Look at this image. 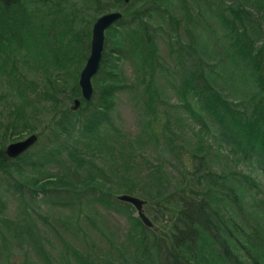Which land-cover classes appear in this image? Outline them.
<instances>
[{
    "label": "rangeland",
    "instance_id": "obj_1",
    "mask_svg": "<svg viewBox=\"0 0 264 264\" xmlns=\"http://www.w3.org/2000/svg\"><path fill=\"white\" fill-rule=\"evenodd\" d=\"M218 1L186 0L190 5L188 8L183 1L175 0L169 12L178 25L170 22L165 12H156L151 19L156 58L151 63L145 56H148L147 46L140 63H136L131 55L127 59L122 56L118 77L113 82L117 87L109 108L102 112L97 133L85 136L75 129L68 139L47 146L56 114L59 116L70 110L73 101L78 99L81 102L78 110L71 112L74 117H79L83 103L99 99L96 95L85 102L78 80L89 55L85 46L90 45L92 25L102 14L94 17L83 7L81 0H27L28 10H38V13L32 19L27 16L23 23L26 29L20 32L17 43L24 36L37 37L39 33L34 32L35 26L48 27L50 23L57 25L55 32L75 28L77 39L82 43L75 52V60L65 63L63 78L70 83L67 84L69 89L53 91L54 98L48 101L51 93L31 94V100L38 102L35 107L41 115H33L28 121L31 129L10 134L12 141L4 146L23 141L32 134L38 137L28 151L34 164L30 166L15 158L14 164L16 167L22 165L23 174L8 178L11 180L0 179V264L25 261L64 264L63 259H67V264H183L179 257L171 261L163 251L174 239V224L180 212L173 197H177L176 191L182 189L193 194L199 190L200 198L196 200L200 201L205 194L203 180L199 178L203 175L219 176L222 188V184L232 183L234 177L250 176L258 187L247 191L245 198L256 200L264 209L263 169L255 163L238 161L229 154L226 145L219 148L213 138L215 125L212 120L195 107L190 97L185 105L176 91L183 76L195 70L196 64L205 66L201 62L207 61L209 55L200 57L199 36L207 41L211 56H223L228 46L225 35L228 31L215 12L231 3H239L257 16L255 0H224V7H218ZM110 3L114 1L109 0ZM43 5L49 8L43 9ZM57 8L61 12L52 13ZM112 11L122 13L120 8L109 12ZM194 23L195 30L191 29ZM171 28H175V32ZM262 42L263 39H259L257 45ZM25 43L24 38L22 45ZM82 44L85 45L83 50ZM153 48L149 46L150 51ZM32 52L24 46L16 52V57L20 62L27 61L21 63L24 66L21 70L29 79L35 80L37 91H47L51 85L53 89L55 84L66 86L56 76L58 73L52 65L34 60L37 57ZM190 52H197L199 56ZM192 65H195L194 69ZM44 146L46 149L56 147L58 152L52 159L37 157ZM28 159L26 157L25 161L30 162ZM16 180L20 192L12 188ZM156 181L162 185L156 189H163L159 198L148 193L154 190L150 186ZM123 194L144 201L143 213L151 227H142L132 221L138 219L136 210L118 199ZM218 207L220 211L222 204ZM242 210L238 212L243 221L252 222L248 216L250 208L242 205ZM224 211V217L231 216V211ZM253 222L264 226V219ZM198 254L200 259L206 258L201 259L200 264H223L216 257H208L199 251ZM44 255L46 262L40 261Z\"/></svg>",
    "mask_w": 264,
    "mask_h": 264
},
{
    "label": "trees",
    "instance_id": "obj_2",
    "mask_svg": "<svg viewBox=\"0 0 264 264\" xmlns=\"http://www.w3.org/2000/svg\"><path fill=\"white\" fill-rule=\"evenodd\" d=\"M44 1L46 2L42 0ZM81 1L83 7L90 10L94 17L116 8L122 10L123 16L106 32L101 65L92 79L91 100L96 95H99V99L96 102L83 103L78 112L79 117H74L68 109L59 116L56 114L58 119L54 116L56 122L47 146L68 139L75 129L85 136L87 134L93 136L97 133L103 119L102 112L109 108L111 97L117 87L113 82L118 77V64L122 56L126 59L132 56L136 63H140L138 61L143 59L144 47L147 46L149 51L148 56H145L151 63L156 58L151 34V19L156 12H165L168 20L178 25L169 12L175 0H113L114 3L110 4L109 0ZM104 1L106 2L102 4ZM182 1L184 6L190 7L186 0ZM26 2L27 0H0V179L23 174L22 165L16 167L15 159L6 157L4 146L12 141L9 140L10 134L26 128L31 129L28 121L33 115H41L35 107L38 102L31 100V94L38 93L35 94L38 96L51 93L46 100L48 101L54 98L53 91L57 92L64 87L69 89L70 85L67 84L70 83L63 78L65 63L75 60V52L82 43L77 39L75 28L55 32L58 29L55 23H50L48 27L35 26L34 32L39 33L37 37L24 36L22 41L17 43L20 32L26 29L23 28V23L27 16L32 19L38 13V10L29 11V4ZM224 2L219 0L216 5L224 7ZM255 3L256 17L239 3H231L215 12L221 25L228 31L225 34L228 38L225 55L223 53L224 57L211 56L207 41L198 35L200 57L209 56L207 61L201 62L204 67H200V63L196 64V67L192 65L195 70H190L189 74L183 76L176 86V91L185 105L187 97H190L195 107L212 120L214 128H217L216 131L213 128V138L219 148L226 145L229 154L238 161L255 163L264 171V42L257 45L259 39L264 41V0H255ZM43 6H45L43 9L49 8L48 5ZM152 9L155 12H152ZM55 12L61 10L52 11ZM195 27V23L191 24V29L195 30ZM171 31L175 32V28H171ZM24 38L27 43L22 45ZM24 46L33 51V55L37 57L34 60L50 63L58 73L56 76L66 86L59 87L55 84L52 89L51 83L48 82L51 88L47 91H37L35 80L29 79L21 70V67H24L21 63L27 61L20 62L16 57V52ZM83 46L85 45L82 44V50ZM149 46L153 48L151 51ZM85 47L89 51V44ZM190 53L199 56L197 52ZM249 86L252 88L250 91ZM75 87L77 89L76 84ZM71 93L74 94V90ZM204 126L211 130L206 124ZM55 148L54 146L46 149L44 146L37 157L52 159L54 153L58 152ZM28 151L17 159L31 166L34 163L31 162L32 155L28 154ZM26 157L30 162L25 161ZM218 177L216 174L199 176L203 180L205 189L200 201L196 200L200 198L199 190H195L196 194L185 189L176 191L177 197L173 198L180 207V212L174 224V239L168 247L165 246L164 255L173 262L179 257L178 260L182 259L183 264H191L193 261L194 264H200V261L206 259L201 258V260L198 251L207 254L208 257H216L223 264H264V226L253 222L256 219H264V209L256 200L247 201L245 198L246 192L257 189L258 184L250 176L243 175L234 177L232 183L222 184V188ZM16 183L17 180L12 188L20 192ZM181 183L183 182L179 184ZM156 186L159 188L162 185L156 181L155 185L150 186L154 190H149L148 193L159 198L163 194V189H156ZM219 204H222L220 211ZM242 205L250 208L248 216L252 218V222L243 221L239 215L238 210L240 213L243 212ZM224 210L231 211V216L224 217ZM132 221L144 226L139 218ZM13 225L17 228L14 223ZM191 254L192 256L189 257ZM46 260V255L40 258V261L46 262ZM63 263L67 264V259H63ZM21 264L34 263L25 261Z\"/></svg>",
    "mask_w": 264,
    "mask_h": 264
},
{
    "label": "water",
    "instance_id": "obj_3",
    "mask_svg": "<svg viewBox=\"0 0 264 264\" xmlns=\"http://www.w3.org/2000/svg\"><path fill=\"white\" fill-rule=\"evenodd\" d=\"M122 16L123 15L120 11L105 13L99 16L92 25L89 55L80 72L78 80L81 97L85 102H89L93 94L92 78L97 74L100 68L106 43V32L112 25L119 21ZM80 104V100L75 99L73 101V105L70 107V111H77ZM37 140V135L32 134L23 141L8 144L4 150V153L6 157L15 159L29 150L37 142ZM118 199L131 204L135 208L136 215L143 225L151 227L152 224L143 213L144 201L125 194L120 195Z\"/></svg>",
    "mask_w": 264,
    "mask_h": 264
}]
</instances>
